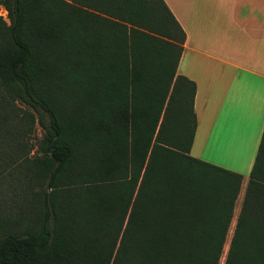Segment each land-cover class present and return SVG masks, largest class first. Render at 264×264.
I'll return each instance as SVG.
<instances>
[{"label":"trees","instance_id":"obj_1","mask_svg":"<svg viewBox=\"0 0 264 264\" xmlns=\"http://www.w3.org/2000/svg\"><path fill=\"white\" fill-rule=\"evenodd\" d=\"M1 5L0 264H219L242 175L191 154L164 0ZM223 264H264V128Z\"/></svg>","mask_w":264,"mask_h":264},{"label":"crops","instance_id":"obj_2","mask_svg":"<svg viewBox=\"0 0 264 264\" xmlns=\"http://www.w3.org/2000/svg\"><path fill=\"white\" fill-rule=\"evenodd\" d=\"M186 39L177 73L194 81L191 154L251 170L264 128V0H164Z\"/></svg>","mask_w":264,"mask_h":264},{"label":"rangeland","instance_id":"obj_3","mask_svg":"<svg viewBox=\"0 0 264 264\" xmlns=\"http://www.w3.org/2000/svg\"><path fill=\"white\" fill-rule=\"evenodd\" d=\"M0 14L5 16L6 15V10L1 8L0 9ZM35 134L38 137H40L42 135V129H41V127L38 124L35 125ZM240 174L242 175L241 188H240V192L238 194V197H237L235 205H234L233 218H232V221H231V224H230V227H229V231L227 233L226 243H225V247H224V253H223V255H222L221 259H220V263L219 264H223V262H224L225 253H226V251L228 249V244H229L232 232H233V228H234V224H235V221H236V217H237V214H238L240 206H241L244 190H245L246 183H247V180H248V177H249V173L247 171H241Z\"/></svg>","mask_w":264,"mask_h":264},{"label":"water","instance_id":"obj_4","mask_svg":"<svg viewBox=\"0 0 264 264\" xmlns=\"http://www.w3.org/2000/svg\"><path fill=\"white\" fill-rule=\"evenodd\" d=\"M1 8L5 9V8H4V5H1Z\"/></svg>","mask_w":264,"mask_h":264}]
</instances>
